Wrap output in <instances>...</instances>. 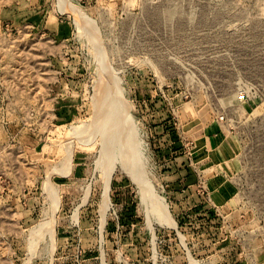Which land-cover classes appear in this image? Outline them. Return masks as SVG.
<instances>
[{"label": "rangeland", "instance_id": "rangeland-1", "mask_svg": "<svg viewBox=\"0 0 264 264\" xmlns=\"http://www.w3.org/2000/svg\"><path fill=\"white\" fill-rule=\"evenodd\" d=\"M15 1L0 264H264V0H48L33 28L1 14ZM213 122L214 160L195 146Z\"/></svg>", "mask_w": 264, "mask_h": 264}, {"label": "crops", "instance_id": "crops-1", "mask_svg": "<svg viewBox=\"0 0 264 264\" xmlns=\"http://www.w3.org/2000/svg\"><path fill=\"white\" fill-rule=\"evenodd\" d=\"M48 0H17L15 2H12L9 4L8 9H2L1 14H4L3 16L5 18H8L10 21V25L18 24L16 27L20 28H33L38 26H44L46 25V3ZM5 11V13H3ZM65 21H60L59 18H57V25L53 30L47 29L44 27V34L50 38L52 41H59L62 39H68L70 36V32L65 31V26H63ZM43 36V35H41ZM221 127L217 123H211L207 127H204L202 129V135L200 136L199 141L197 142L196 149L200 152H204L207 148H209L207 145H211V147H214V150L211 151L209 155L212 156V159H216V154H220L219 151L221 148H218V142L220 140V131ZM217 145V146H216ZM217 151V152H216ZM216 152V153H215ZM215 154V155H214ZM215 165V164H214ZM211 178L213 180L214 176L212 175ZM219 180V179H218ZM219 182V181H218ZM216 183V181H215ZM219 187V185H218ZM214 193V190H213Z\"/></svg>", "mask_w": 264, "mask_h": 264}, {"label": "bare ground", "instance_id": "bare-ground-1", "mask_svg": "<svg viewBox=\"0 0 264 264\" xmlns=\"http://www.w3.org/2000/svg\"><path fill=\"white\" fill-rule=\"evenodd\" d=\"M71 7H73V6H71ZM68 9H69V7H68ZM64 10H66V8H65ZM70 10H71V9H70ZM72 10H74V9H72ZM74 12H75V11H74ZM74 12L71 11L70 13H74ZM76 13H77V12H76ZM76 13L73 14V15H76ZM76 16H79V17H76V18H80V15L77 14ZM80 21H82V18H81ZM80 21H79V19H78V22H80ZM101 66H103V65H101ZM103 69H104V68H103ZM100 71H101V70H100ZM104 71H105V70H104ZM106 71H107V70H106ZM106 71H105V72H106ZM102 73H103V71H102ZM101 76H102V75H101ZM111 77H112V75H111ZM111 79H112V78H111ZM113 79H114V78H113ZM113 81H114V80H113ZM115 82H116V81H115ZM115 82H114V84H115ZM107 83H108V82H107ZM112 83H113V82H112ZM105 84H106V83H104V85H105ZM114 87H115V86H114ZM105 88H106V85H105ZM108 88H109V87H108ZM108 88H107V89H108ZM110 88H111V87H110ZM115 90H116V89H115ZM107 91H108V90H107ZM103 92H104V91H103ZM106 93H107V92H105V96H106ZM103 94H104V93H103ZM107 94H108V93H107ZM116 94H117L116 96H118V93H116ZM111 95H112V94H111ZM111 95H110V96H111ZM119 95H120V94H119ZM102 96H103V95H102ZM112 97L114 98V95H113ZM107 98H108V97H106V99H107ZM119 98H120V97H119ZM103 99H105V97H104ZM115 99H117V98H115ZM94 100H95V99H94ZM112 100H113V99H112ZM117 100H118V99H117ZM101 101H102V100H101ZM103 101H104V100H103ZM103 101H102V102H103ZM105 101H107V100H105ZM105 101H104V102H105ZM113 101H114V100H113ZM113 101H112V102H113ZM115 101H116V100H115ZM119 101H120V100H119ZM119 101H118V102H119ZM104 102H103V103H104ZM118 102H117V103H118ZM100 103H101V102H99V104H100ZM107 103L110 104V101H109V102L107 101ZM117 103L115 102L114 104H116V105L118 106ZM119 103H120V102H119ZM121 103H122V102H121ZM94 104H95V103H94ZM111 104H113V103H111ZM122 104H123V103H122ZM103 105H104V104H103ZM106 105H107V104H106ZM106 105H105V106H106ZM120 105H121V104H120ZM95 106H96V104H95ZM99 106H100V105H99ZM105 106H104V107H105ZM107 106H108V105H107ZM107 106H106V107H107ZM111 106H112V105H110V108H111ZM123 106H124V104H123ZM97 107H98V106H97ZM100 107H101V106H100ZM93 108H94V107H93ZM101 108H103V107H101ZM101 108H100V110H101ZM114 108H115V107H114ZM112 109H113V108H112ZM116 109H117V108H116ZM118 109H120V108H118ZM126 109H127V108H126ZM96 110H97V109H96ZM100 110H99V111H100ZM103 110H104V108H103ZM105 110H106V108H105ZM107 110H109V109H107ZM113 110H114V109H113ZM120 110H121V109H120ZM97 111H98V110H97ZM101 111H102V110H101ZM110 111H111V109H110ZM110 111H109V112H110ZM114 111H115V112H118L119 110H118V111L114 110ZM115 112H114V114H117V113H115ZM119 112H120V111H119ZM121 112H122V111H121ZM121 112H120V113H121ZM125 112H126V110H125ZM95 113H96V112H95ZM123 113H124V112H123ZM123 113H122V114H123ZM103 114H104V113H103ZM108 114H109V113H108ZM110 114H113V112H111ZM110 114H109V115H110ZM118 114H119V113H118ZM118 114H117V115H118ZM97 115H98V113H97ZM119 115H120V114H119ZM95 116H96V115H95ZM98 116H101V114L98 115ZM111 116H112V115H111ZM126 116H127V115H126ZM112 117H114V118L116 119L115 115L112 116ZM112 117L109 118V121H108V122H111L110 119H112ZM117 117H118V116H117ZM103 118H104V117H103ZM114 118L112 119V120H113L112 122H114ZM127 118H128V117H127ZM127 118H126V119H127ZM117 119H118V118H117ZM98 120H99V118H98ZM101 120H102V119H101ZM104 120H106V119H104ZM119 120H120V118H119ZM119 120H118V121H119ZM124 120H125V118H124ZM128 120H130V119L128 118ZM99 121H100V120H99ZM115 121H117V120H115ZM120 121H123V120L121 119ZM100 122H101V121H100ZM102 122H103V121H102ZM106 122H107V121H106ZM106 122H105V123H106ZM128 122H129V121H128ZM115 123H116V122H115ZM123 123H124L126 126H127V124H128L127 122H124V121L122 122V124H123ZM126 123H127V124H126ZM129 123H131V122H129ZM100 124H101V123H99V125H100ZM107 124H108V127H109V123H107ZM111 124H113V123H111ZM120 124H121V123H120ZM104 125H105V124H104V122H103V125H102V126L100 125V126H101V127H104V129H105V128H106V125H105V126H104ZM114 125L116 126V124H114ZM117 125H118V122H117ZM125 125H124V128H125ZM120 126H121V125H120ZM120 126H119V129H120ZM108 127H107V129H108V131H109V128H108ZM122 127H123V126H121V130H122V131L120 130V132H123V131L125 132V130H123ZM129 127H130V126H129ZM111 128H112V125H111ZM127 128H128V127H127ZM107 129H106V130H107ZM112 129H113V128H112ZM112 129H111V130H112ZM125 129H126V128H125ZM115 130H116V128H115ZM115 130H114V131H115ZM108 131H107V132H108ZM105 132H106V131H105ZM120 132H119V133H120ZM132 132H133V130H132ZM132 132L130 131L131 134H132ZM134 132H135V131H134ZM110 133L112 134V132H108V133H106V136L108 137L107 134H110ZM116 133H118V131H116ZM82 134H83V133H82ZM114 134H115V133H114ZM114 134H113V135H114ZM120 134H123V133H120ZM124 134H125V133H124ZM131 134H129V135L132 136L133 134H132V135H131ZM117 135H118V134H117ZM129 135H128V138H129ZM114 136H115V135H114ZM134 136H135V134H134ZM116 137H119V136H116ZM113 138H114V137H113ZM119 138H122V136L120 135ZM128 138L126 137V139H128ZM117 139H118V138H116V140H117ZM123 139H124V138H123ZM111 140H112V139H111ZM111 140H109V141H111ZM114 141H115V140H114ZM124 141H125V140H124ZM124 141H123V142H124ZM116 142H117V141H116ZM125 142H126V141H125ZM130 142H131V141H130ZM134 142H135V141H134ZM110 143H111V142H110ZM110 143H109V144H110ZM120 144H121V143H120ZM122 144H123V143H122ZM124 144H125V143H124ZM124 144H123V146H124ZM130 145H132V143H130ZM111 146H112V145H111ZM114 146H115V145H114ZM114 146H113V147H114ZM120 146H122V145H120ZM123 146H122V148H123ZM132 146H133V145H132ZM134 147H135V146H134ZM137 147H138V146H137ZM109 148H110V147H109ZM111 148H112V147H111ZM117 148H118V147H117ZM127 148L129 149V147H127ZM127 148H125V149H127ZM135 148H136V147H135ZM115 149H116V148H115ZM118 149H119V148H118ZM131 149H132V148H131ZM110 150H112V149H110ZM120 150L123 151V149H120ZM121 151H120V152H121ZM126 151H127V150H126ZM126 151H125V152H126ZM116 152H117V151H116ZM136 152H138V151H136ZM136 152H134V153H136ZM118 153H119V152H118ZM121 153H122V152H121ZM127 153H128V152H127ZM123 154H124V156H127L124 152H123ZM131 154H132V153H131ZM120 155H121V154H120ZM122 156H123V155H122ZM133 156H134V155H133ZM126 158H127V157H126ZM126 158H125V159H126ZM128 158H129V156H128ZM128 158H127V159H128ZM123 159H124V158H123ZM123 159H122V160H123ZM125 161H126V160H125ZM127 161H128V160H127ZM127 161H126V162H127ZM126 162H125V163H126ZM107 169H109V168H107ZM107 169H105V170L107 171ZM107 172H108V171H107ZM107 172H106V173H107ZM109 174H110V173H109ZM105 176H106V175H105ZM108 176H109V175H108ZM108 176H106V178H107ZM108 179H109V178H108ZM108 181H109V180H108ZM105 185H106L105 187L108 186L107 183H106ZM107 189H108V188H107ZM105 190H106V188H105ZM105 193H106V191H105ZM105 193H104V194H105ZM55 195H56V194H55ZM53 196H54V195H53ZM105 197L107 198L106 194H105ZM53 199H54V198H53ZM55 200H56V202H58V199L55 198ZM106 201H107V200H106ZM106 201H105V202H106ZM53 202L55 203V201H53ZM55 204H57V203H55ZM55 204H54V206H55ZM57 206H58V205H57ZM57 206H55V207H57ZM153 207L155 208V211L158 210V209H160V207H159L156 203L154 204ZM105 208H106V207H105ZM103 209H104V208H103ZM51 210H54V209L51 208ZM43 221H44V220H43ZM41 223H42V222H41ZM45 224H46V223H45ZM45 224H44V226H45ZM40 226H41V225H40ZM32 239H33V238H32Z\"/></svg>", "mask_w": 264, "mask_h": 264}]
</instances>
